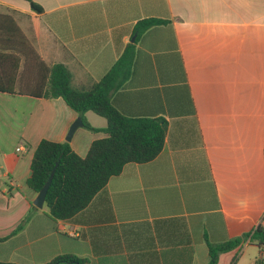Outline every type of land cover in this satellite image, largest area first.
I'll list each match as a JSON object with an SVG mask.
<instances>
[{
  "label": "crops",
  "instance_id": "obj_1",
  "mask_svg": "<svg viewBox=\"0 0 264 264\" xmlns=\"http://www.w3.org/2000/svg\"><path fill=\"white\" fill-rule=\"evenodd\" d=\"M0 0L46 66L64 64L75 88L99 82L131 44L138 21L158 18L138 39L129 80L112 95L128 117L163 118L152 161L127 164L70 220L50 218L28 186L42 140L69 141L85 157L107 121L62 98L0 92V262L207 264V240L264 229V0ZM37 67L17 83L33 89ZM22 226L20 229H18ZM18 231L14 233L16 230ZM264 245H242L218 264H260Z\"/></svg>",
  "mask_w": 264,
  "mask_h": 264
},
{
  "label": "trees",
  "instance_id": "obj_2",
  "mask_svg": "<svg viewBox=\"0 0 264 264\" xmlns=\"http://www.w3.org/2000/svg\"><path fill=\"white\" fill-rule=\"evenodd\" d=\"M23 1L28 2L32 10L42 11L33 0ZM168 23L169 21L158 18L138 21L133 31L135 42L125 48L99 82L89 89L82 90L73 86V75L67 66H46L15 20L9 15H0L1 93H28L32 97L45 99L62 98L77 114L83 116L87 112H93L107 121V127L102 130L107 137L94 141L85 157L76 154L69 142L42 140L36 148L31 163V176L27 183L32 190L39 193L55 169L45 198L51 219H72L84 210L109 180L118 176L127 164L150 162L162 151L168 130L167 121L163 118L125 116L113 105L112 95L121 89L131 76L136 43L141 35ZM22 62L26 68L28 65L38 68L40 79L33 89L21 87L17 90ZM83 123L92 131H99L84 119ZM3 240L0 239V242ZM246 241L263 246L264 229L259 226L252 232L221 243L207 240V264H218L222 254L239 248ZM76 260L66 255L47 264H75Z\"/></svg>",
  "mask_w": 264,
  "mask_h": 264
},
{
  "label": "water",
  "instance_id": "obj_3",
  "mask_svg": "<svg viewBox=\"0 0 264 264\" xmlns=\"http://www.w3.org/2000/svg\"><path fill=\"white\" fill-rule=\"evenodd\" d=\"M135 39H136V36L134 35L131 39V43H134L135 42ZM84 125L83 123V120L81 117H78L76 119V121L71 125L70 129H69V132L67 134V137H66V141L69 142L74 133L76 132V130H78L79 128H81L82 126ZM57 166V165H56ZM54 172H55V169L52 171L47 183L44 185V187L42 188V190L38 193L37 195V198L35 199V201L33 202L34 206L37 207V208H42L43 205L45 204V198H46V194H47V191L51 185V182L53 180V176H54Z\"/></svg>",
  "mask_w": 264,
  "mask_h": 264
},
{
  "label": "built area",
  "instance_id": "obj_4",
  "mask_svg": "<svg viewBox=\"0 0 264 264\" xmlns=\"http://www.w3.org/2000/svg\"><path fill=\"white\" fill-rule=\"evenodd\" d=\"M248 243V241H246L243 245H246ZM260 264H264V255L260 256Z\"/></svg>",
  "mask_w": 264,
  "mask_h": 264
},
{
  "label": "rangeland",
  "instance_id": "obj_5",
  "mask_svg": "<svg viewBox=\"0 0 264 264\" xmlns=\"http://www.w3.org/2000/svg\"><path fill=\"white\" fill-rule=\"evenodd\" d=\"M30 67H32L31 65H28L27 69H29ZM25 89V88H24ZM95 115V114H94Z\"/></svg>",
  "mask_w": 264,
  "mask_h": 264
}]
</instances>
